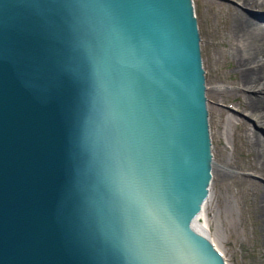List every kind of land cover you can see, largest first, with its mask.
<instances>
[{"label":"water","instance_id":"95a60500","mask_svg":"<svg viewBox=\"0 0 264 264\" xmlns=\"http://www.w3.org/2000/svg\"><path fill=\"white\" fill-rule=\"evenodd\" d=\"M193 0H0V264H226Z\"/></svg>","mask_w":264,"mask_h":264},{"label":"rangeland","instance_id":"374dc122","mask_svg":"<svg viewBox=\"0 0 264 264\" xmlns=\"http://www.w3.org/2000/svg\"><path fill=\"white\" fill-rule=\"evenodd\" d=\"M193 5L205 70L212 151L206 219L227 264H264V243L254 207L264 192V172L250 164L253 151L247 150L243 131L246 125L264 139V125L242 109L241 100L255 96L252 93L257 90L244 94L232 89L239 72L225 34L232 12L239 10L263 20L264 5L242 6L238 0H193Z\"/></svg>","mask_w":264,"mask_h":264},{"label":"bare ground","instance_id":"6f19581e","mask_svg":"<svg viewBox=\"0 0 264 264\" xmlns=\"http://www.w3.org/2000/svg\"><path fill=\"white\" fill-rule=\"evenodd\" d=\"M238 2L242 6H251L253 4L264 5V0H238ZM225 34L230 38V40H228L230 54L234 56L235 67L239 72V77L236 79V83H234L232 89L239 93L243 92L244 94L252 90H257L255 91L256 93H252L255 96L248 95L245 96V99L241 100L242 109L247 110L246 112L254 117L258 124L264 125V19H254L244 15L243 12L239 10L232 12L230 23ZM243 131L244 140L248 145L247 150L253 151L250 164H253L257 170L259 169L261 172H264V139L256 130L246 125L243 127ZM207 198L206 196L201 209L193 217L191 224L197 231L206 235L220 250L214 235L210 232L209 222L206 219L205 204H207ZM254 207L256 219L260 221L259 230L262 242L264 243V192L256 199ZM225 262L227 264V261Z\"/></svg>","mask_w":264,"mask_h":264}]
</instances>
